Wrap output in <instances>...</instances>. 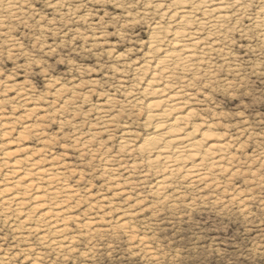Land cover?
Instances as JSON below:
<instances>
[{
  "label": "rangeland",
  "instance_id": "1",
  "mask_svg": "<svg viewBox=\"0 0 264 264\" xmlns=\"http://www.w3.org/2000/svg\"><path fill=\"white\" fill-rule=\"evenodd\" d=\"M15 1L0 7V264H264L261 1L240 0L251 15L220 34L198 30L217 47L170 77L182 125L221 145L215 164L179 170L153 155L142 92L159 13Z\"/></svg>",
  "mask_w": 264,
  "mask_h": 264
},
{
  "label": "bare ground",
  "instance_id": "2",
  "mask_svg": "<svg viewBox=\"0 0 264 264\" xmlns=\"http://www.w3.org/2000/svg\"><path fill=\"white\" fill-rule=\"evenodd\" d=\"M260 1L261 5L259 6V12L249 19L254 25H262L263 27L264 0ZM167 2L169 3L167 4ZM16 3L15 0H0V7L13 10V8L17 6ZM145 3L148 9H152L156 13L158 12L160 16L159 21H156L151 28L152 32L149 35L148 40L151 53L148 56V60L145 61L147 63L155 62V66H149L152 68V71L149 75V79H147L146 87L142 89L144 96L151 100L148 104L147 114L150 119L154 120L153 125H155V129L152 128L154 131L151 132L158 141L157 146L154 147V150L152 149V152H154L153 155L160 159L162 163L169 164L168 166L173 169H175V167L177 169L178 167V170L181 164L184 162L188 163V161H191L189 163L191 166L189 167L199 166V163L203 161H211L210 163L212 164L215 161L213 151L214 149L221 150V145H218V143L206 148V144L204 143L205 145H203L202 140H206L207 134L203 133L202 138L198 139L196 135L198 130L197 125L193 124L194 126L192 129L189 127L187 128L186 125H182V116L178 111V108L180 107H178V105L181 103L177 102V98L179 97L178 93V97L175 98L173 95L166 93L168 91L166 89L170 86L169 81H171L170 77L172 78L171 75L173 72L176 70H192L195 65L199 63L197 60H202V56L207 50H215V47H217L218 44L214 43V41L216 42L215 38L214 41L212 40L213 42H206L207 45H204L203 43L201 44L200 39L202 37L198 30L208 29V32H210L209 34L217 35L221 33L230 18L234 17V19L239 20L242 17H249L251 13L245 3L240 0H145ZM15 10L16 9L14 8V11ZM164 18L167 19V22L165 23L162 22V19ZM259 37L264 43V27L261 29ZM144 65H140L136 70L142 66H147L146 64ZM158 79H167V84L160 87L157 83L159 81ZM188 113L190 114V112ZM149 152H147V154ZM186 159L189 160L186 162ZM35 169L37 170V168ZM190 171L193 172L191 169ZM191 174L193 173H190V175ZM195 174L196 173H194V175ZM38 175H41V173ZM19 178H22V176ZM158 182L163 183L164 180L162 181L161 178V181ZM31 183L28 184L32 185ZM4 188L6 189V187ZM4 194L7 193L5 192ZM12 198H15V196L11 198L9 197L8 199L2 198L1 200L4 202L5 200L8 201Z\"/></svg>",
  "mask_w": 264,
  "mask_h": 264
}]
</instances>
